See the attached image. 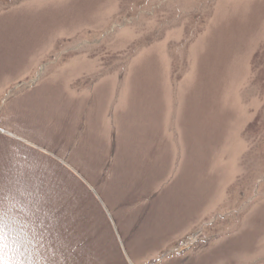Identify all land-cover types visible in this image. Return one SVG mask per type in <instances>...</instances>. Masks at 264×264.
I'll list each match as a JSON object with an SVG mask.
<instances>
[{
	"label": "rangeland",
	"instance_id": "374dc122",
	"mask_svg": "<svg viewBox=\"0 0 264 264\" xmlns=\"http://www.w3.org/2000/svg\"><path fill=\"white\" fill-rule=\"evenodd\" d=\"M4 264H264V0H0Z\"/></svg>",
	"mask_w": 264,
	"mask_h": 264
},
{
	"label": "snow or ice",
	"instance_id": "6c2138e0",
	"mask_svg": "<svg viewBox=\"0 0 264 264\" xmlns=\"http://www.w3.org/2000/svg\"><path fill=\"white\" fill-rule=\"evenodd\" d=\"M0 264H4L3 258L0 257Z\"/></svg>",
	"mask_w": 264,
	"mask_h": 264
}]
</instances>
